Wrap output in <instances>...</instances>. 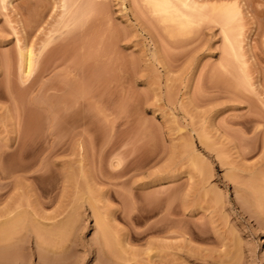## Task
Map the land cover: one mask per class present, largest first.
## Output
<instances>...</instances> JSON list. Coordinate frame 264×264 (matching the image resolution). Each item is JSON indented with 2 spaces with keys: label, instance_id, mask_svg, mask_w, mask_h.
Returning <instances> with one entry per match:
<instances>
[{
  "label": "rangeland",
  "instance_id": "1",
  "mask_svg": "<svg viewBox=\"0 0 264 264\" xmlns=\"http://www.w3.org/2000/svg\"><path fill=\"white\" fill-rule=\"evenodd\" d=\"M186 1L0 0V264H264V0Z\"/></svg>",
  "mask_w": 264,
  "mask_h": 264
},
{
  "label": "bare ground",
  "instance_id": "2",
  "mask_svg": "<svg viewBox=\"0 0 264 264\" xmlns=\"http://www.w3.org/2000/svg\"><path fill=\"white\" fill-rule=\"evenodd\" d=\"M147 2L156 13L161 14L166 20L175 22L181 27L193 24L196 19V14L199 12L196 7L191 6L186 0H147ZM182 8L187 11L182 10ZM230 12L224 13L226 18L231 17ZM198 18H200V15ZM21 58V63L23 64L22 69L27 74L34 64V56L31 52H27Z\"/></svg>",
  "mask_w": 264,
  "mask_h": 264
}]
</instances>
